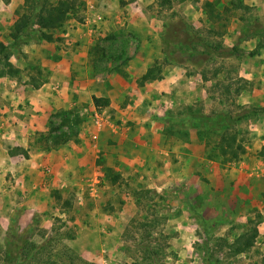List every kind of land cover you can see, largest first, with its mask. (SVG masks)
Instances as JSON below:
<instances>
[{
	"label": "rangeland",
	"instance_id": "rangeland-1",
	"mask_svg": "<svg viewBox=\"0 0 264 264\" xmlns=\"http://www.w3.org/2000/svg\"><path fill=\"white\" fill-rule=\"evenodd\" d=\"M81 1L77 15L51 32L52 41L37 35L21 45L11 58L20 69L17 80L23 85L31 84L32 77L34 84L48 82L51 72L43 62L52 52L49 42L65 44L62 34L69 32L71 21L84 24L96 38L89 68L93 76L114 73L139 89L147 70L160 68L161 77L154 80L176 82L161 91L171 98L155 100L156 111L148 112L161 119L156 122L163 123L165 142L159 150L141 143L118 152L111 126H118L122 136L127 126L137 124L116 114H107L100 124L95 117L101 133L97 170L85 177L82 171L81 185L49 188L45 200L59 208L50 215V231L43 214L28 219L8 210L17 206L18 194L0 175V196L6 198L0 197V264H62L72 258L74 264H264V48L258 50L264 32L251 38L244 34L249 24L264 29V0H243L247 8L242 10L232 8L229 0ZM129 2L134 10L126 6ZM24 5L22 0L9 17L13 23H0V42L13 43L11 28ZM219 115L227 118L223 124L212 121ZM71 116L69 125L51 120L49 131L31 133V145L47 152L57 146L59 133L81 143L78 134L94 123L76 114L83 119L76 126ZM163 118L171 121L166 124ZM146 126L142 122L130 138L145 136L140 128ZM224 133L236 136L235 149H244L238 160L220 153L217 144ZM192 144L201 147L186 152ZM13 152L29 157L24 149ZM98 166L106 168L105 182ZM41 172L50 174L46 165ZM117 175L118 182L112 183ZM9 176L17 186V172ZM109 226L113 231L108 232ZM256 231L255 244L242 250ZM33 246L32 253L21 256ZM46 247L52 255L41 251ZM84 249L101 260H85Z\"/></svg>",
	"mask_w": 264,
	"mask_h": 264
},
{
	"label": "crops",
	"instance_id": "crops-1",
	"mask_svg": "<svg viewBox=\"0 0 264 264\" xmlns=\"http://www.w3.org/2000/svg\"><path fill=\"white\" fill-rule=\"evenodd\" d=\"M0 2V23L10 25L13 22L9 17L12 19L15 9L22 3V0L6 2L0 0ZM133 5L134 3L129 2L126 6L134 10ZM103 10H108V6H104ZM71 22L72 27L69 28V32L62 34L65 44L70 46L69 48L64 47V42L60 43L57 40L49 42L48 47L52 52L49 53V59L43 62V65L48 67L51 72L48 82L35 88L32 84L23 85L17 78L9 76H3L0 80V93L2 95L0 100V175L2 178L6 176L4 181L9 178L5 183L9 184L8 186H11L13 191L18 194L17 206L12 209L8 208V210L23 218L28 217V219L36 214H43L41 216H43L44 221L50 224V226H45L49 231L53 225L50 215L59 210V208L48 205L49 202L45 200L49 188L52 186L64 188L65 185L71 184L81 185L84 180L82 171L85 173V177L89 171L97 170V158L99 157L97 154L100 151L97 149L99 145L96 141L100 138L101 133L98 129L99 125L96 126L97 123H94L95 117L97 121H100L107 114H110L109 118L116 114L125 122L132 121L133 124H137L127 126L125 131H122V136L118 134L120 131L118 126H111L115 133L113 137L119 139V142L115 141L117 151H126V146H137L141 143L148 145L151 149L159 146L157 147L159 150L161 145H164L161 143L165 142L166 137L163 134V123L158 121L161 120L160 118H156L148 112L149 110L156 111L155 100L165 102L171 98V95H168L170 93H162L161 91L170 90L176 83L169 80L168 77L161 81L150 80L143 87L136 89L137 84H131L114 73H100L93 76L89 68L93 59L92 50L96 38L85 32L84 24H78L76 21ZM132 68H130L131 71ZM147 69L148 67L144 72ZM29 77L27 75L26 79H30ZM93 97L108 99L110 103L108 106L99 108L95 105ZM62 113L88 115L90 118L88 123L93 122L94 126H88L78 134L82 140L81 143L80 140L77 143L70 140L51 148L47 152H39L33 144L31 145V133L49 131V121L61 120L60 122H62ZM156 119H158V123ZM142 122L148 124L146 130L140 128V132H146V135L137 140L131 139V135L138 131V125ZM92 128H97L98 131L94 132ZM261 134L264 132L262 131ZM91 140L94 141L93 145L95 146L93 148ZM187 147L185 151L191 152V150L199 149L201 145L192 144ZM20 149L27 151L29 157L25 158L23 153L13 152ZM161 152L168 154L163 150ZM124 154L125 152H121L119 155L125 160ZM45 165L50 174L44 175V172L42 174L41 167ZM98 168L105 182L106 168L103 169L100 166ZM115 169L118 170L119 168L115 167ZM12 172H17L19 178L17 186L15 181L12 183L13 181L10 179L9 174ZM0 197L6 199L4 196ZM4 211L6 209L4 210L3 207L1 212L4 213ZM109 218H111L110 224L115 226L112 217L109 216ZM101 227V232L107 233V229H104L103 225ZM108 230V232L113 231L111 226ZM81 231L79 230V232ZM106 235L104 236L108 237V234ZM103 246L106 245L103 244ZM83 251L82 256L85 260L89 262L93 259L101 260L91 250L84 249Z\"/></svg>",
	"mask_w": 264,
	"mask_h": 264
},
{
	"label": "trees",
	"instance_id": "trees-1",
	"mask_svg": "<svg viewBox=\"0 0 264 264\" xmlns=\"http://www.w3.org/2000/svg\"><path fill=\"white\" fill-rule=\"evenodd\" d=\"M229 5L232 8L238 10L247 8L243 0H229ZM81 6H82L81 0H56V1L25 0V5L23 6L24 12L21 13L20 11H18L17 14L19 17L11 28L10 37L13 40V43L7 45L6 43L0 42V66H1L0 76H9L11 78H16L20 73V69L17 68L12 63L11 58L15 56L17 52L20 51L21 45L24 44L30 38L36 39L37 35L40 38H43L48 41H52L54 37L51 32L61 29L68 20H70L75 15H77ZM33 25L37 26L38 28L34 30L31 29ZM262 32H264V29L257 24H249L244 30V34L246 38H251L255 35L258 36ZM221 48L222 46L218 45V49L220 50ZM262 48H264L263 42H261L258 45V50ZM223 50L225 51V49ZM184 51L185 50L181 49V52ZM157 71L159 72L158 75L155 74V72ZM161 72L162 69L160 68L159 69L149 68L147 72L142 76L140 83L143 84L149 80L160 78ZM33 81H35V77H32L31 80V84L35 88H38L44 83V81H41L40 83L34 84ZM93 101L95 105L99 108L108 106L110 103V100L99 97H93ZM70 116L71 114L70 115L66 114V117L63 118L62 120V124L64 123V125H69V123H71ZM72 116L74 118V124L76 123V126H79L83 122V119L79 118L78 116L76 115H72ZM213 119H216L215 121L216 123H221V124H223L227 120L226 116L224 115L216 116L215 118H212V121ZM162 121L168 124V122L171 120H169L168 118H163ZM197 124L195 126L198 127L199 124L198 125ZM61 128H58V130H60ZM59 134L60 135L56 137L57 145H61L62 143L69 142L70 135H65V134L61 135V133ZM236 141L237 138L235 135L224 133L221 137V140L217 144L220 153L224 157L229 156L228 160H238L240 154L244 152V149L241 147V145H239V148L235 149L234 146ZM107 172L109 175V173H111L112 171L108 170ZM118 176L119 175H117L112 179L113 180L112 183L118 182V178H119ZM257 235L258 232L256 231L255 234L249 237L247 242L243 245L244 247L242 248V250L245 251L251 248L255 244V238ZM50 242L52 243V240ZM35 248L36 247L33 246L29 250L24 249L23 254H21V256H28V253L30 252L32 253ZM48 248L49 247L42 248L41 251L43 252L45 251L47 252V254L52 255V251H50ZM55 257H58V255H55ZM50 264H59V263L52 262ZM62 264H74V259L72 258L70 263L66 262Z\"/></svg>",
	"mask_w": 264,
	"mask_h": 264
},
{
	"label": "built area",
	"instance_id": "built-area-1",
	"mask_svg": "<svg viewBox=\"0 0 264 264\" xmlns=\"http://www.w3.org/2000/svg\"><path fill=\"white\" fill-rule=\"evenodd\" d=\"M97 123H99L100 124V121L98 120V121H96ZM100 177L102 178V176L100 175Z\"/></svg>",
	"mask_w": 264,
	"mask_h": 264
}]
</instances>
